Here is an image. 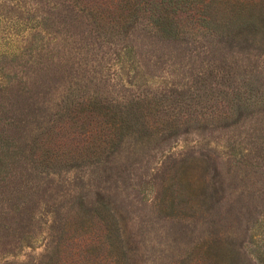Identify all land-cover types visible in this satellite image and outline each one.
<instances>
[{
    "label": "rangeland",
    "instance_id": "1",
    "mask_svg": "<svg viewBox=\"0 0 264 264\" xmlns=\"http://www.w3.org/2000/svg\"><path fill=\"white\" fill-rule=\"evenodd\" d=\"M205 12L0 0V264H264V36Z\"/></svg>",
    "mask_w": 264,
    "mask_h": 264
},
{
    "label": "trees",
    "instance_id": "2",
    "mask_svg": "<svg viewBox=\"0 0 264 264\" xmlns=\"http://www.w3.org/2000/svg\"><path fill=\"white\" fill-rule=\"evenodd\" d=\"M202 3L206 9L205 23L218 22L230 30L251 29L264 36L263 5L241 0H202Z\"/></svg>",
    "mask_w": 264,
    "mask_h": 264
}]
</instances>
